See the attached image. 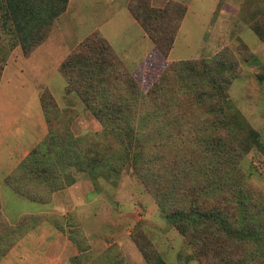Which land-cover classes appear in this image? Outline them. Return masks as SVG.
Segmentation results:
<instances>
[{"label": "rangeland", "instance_id": "374dc122", "mask_svg": "<svg viewBox=\"0 0 264 264\" xmlns=\"http://www.w3.org/2000/svg\"><path fill=\"white\" fill-rule=\"evenodd\" d=\"M224 1L216 4V0H129V13L126 0H115L114 5H110L109 0H73L71 15L65 16L64 10L43 28L45 38L29 53H23L20 46L14 47L0 71V163H4L0 164V189L11 190L3 182L7 172L2 171V167L6 169L7 163L13 167L18 163L13 170L19 169L24 157L40 143L45 142V153L52 150L61 154L68 146L74 152L77 151V138L83 139L87 149L92 146L88 142L95 138V133H101L100 122L82 100L84 88L80 85L72 88L67 84L70 77L78 80L84 74L74 69L64 74L60 69L67 56L77 51L79 43L95 34L110 44L120 69L131 75L144 92L169 63L188 61L201 67L206 62L211 64V72L217 77L224 74L227 82L224 93L209 87L210 78L214 77L210 71H206L208 78L202 74L203 83H197L200 77L196 69L189 72L188 88L178 92L179 84L171 72L168 78L173 80L169 82V94L177 101L173 115L189 120L187 124H191L193 134L198 135L204 133L211 121L216 122L214 113L224 116L220 127H210L207 131L208 135L219 138L220 144L231 148H245L250 141V128L258 133V144L242 151L238 159L234 153L236 149H231L229 156L233 155L228 158L238 162L240 182L237 188L247 193L249 203H254L247 214L263 211L264 84H260L255 75L263 79L264 66L260 67L261 60L248 48L260 44L248 26L264 24V0H235L233 8ZM254 2L261 5L252 7ZM214 9L215 16L221 14L223 19L211 18ZM130 14L140 17L139 25ZM68 22L72 25V34L62 32ZM245 26L247 35L243 31ZM144 28L158 39L165 56L160 46L155 47L146 37ZM65 41L70 42V49L61 53L59 46ZM42 45L44 47L40 48ZM255 62L257 66L253 65ZM109 74L115 76L112 72ZM250 74L253 79L249 81ZM194 80L198 86L192 84ZM202 90L204 102L199 98ZM218 94L224 95L220 102ZM179 129L176 126L173 130ZM183 151L194 165L208 158L203 150H192L189 145ZM181 152L173 153L182 159ZM71 154L69 152L68 156ZM73 160L68 165H58L63 183L91 177L98 193L94 245L83 231V236H77L79 244L82 243V264H154L157 256L167 264H203L205 260L214 263L219 261L212 256L216 244L220 248L215 251L223 248V256L226 253L243 260V264H256L252 258L254 246L247 236L219 237L212 243L211 252L207 240L206 259H199L198 246L186 241L168 222L154 196L133 170L124 166L111 173L101 168L92 174L79 171ZM17 169L15 174L19 175L22 169ZM229 197L226 191L220 192L205 204V210L217 203L228 219L236 223L245 215ZM8 204L12 211H17L12 203ZM2 226L0 211V234L4 230ZM247 228L252 229V226Z\"/></svg>", "mask_w": 264, "mask_h": 264}, {"label": "trees", "instance_id": "16d2710c", "mask_svg": "<svg viewBox=\"0 0 264 264\" xmlns=\"http://www.w3.org/2000/svg\"><path fill=\"white\" fill-rule=\"evenodd\" d=\"M67 3L68 0H0V71L14 47L20 46L26 54L42 42L45 38L43 28L49 26L66 9ZM139 18L134 19L140 23ZM252 29L264 42V24L253 25ZM144 31L155 47L159 48L158 39L152 36L148 28H144ZM94 35L80 42L77 51L67 56L60 69L64 74L73 69L84 74L78 80L70 77L67 84L72 88L77 85L84 88L81 92L82 100L100 122L101 133H95V138L88 142L92 146L87 149L83 139L77 138V151L74 152L68 146L67 150L63 148L61 154H55L52 150L45 153V142L40 143L24 157L19 169L16 167L17 170L22 169V172L17 175L16 169L13 170L4 178L5 183L17 194L32 201L43 202L53 191L74 183L73 179L63 183L58 167L62 163L70 164L71 159H74V166L79 171L92 174L101 168L116 173L127 166L154 196L168 222L186 241L198 246L199 259H206L207 240L211 252L212 243L219 237L247 236L254 246L253 260L256 264H264V210L247 214L254 203H249L247 193L237 188V182H240L238 162L228 158L231 149H236L234 153L238 159L242 151H248L252 144H258V133L250 128V141L245 148H231L225 143L220 144L219 138L208 135L207 131L210 127H220L224 116L214 113L216 122L213 124L211 121L204 133L198 135L193 134L191 124H187L189 120L173 115L172 109L177 106V101L173 94H169V82L173 80L168 78L171 72L179 84L180 92L189 86L187 80L190 71L196 69L200 77L198 82L194 80L192 84L203 83L206 71H212L211 64L205 62L201 67H195L188 61L169 63L144 92L131 75L120 69L110 44L104 38ZM161 53L166 55L163 50ZM110 72L115 76L112 77ZM211 74L215 78H210L209 87L224 93L227 87L224 74L222 77ZM204 84L207 86L208 81ZM203 96L204 90L199 94L201 102H204ZM222 96L218 94L217 101L220 102ZM176 126L180 127L177 132L173 130ZM187 145L192 150H203L208 158L194 165L187 160L186 151H183ZM178 150L182 151L179 154L182 159L175 156ZM69 152L72 153L70 156ZM222 191L230 195L229 200L235 201V207L245 215L236 223L228 219L217 203L205 210V204L214 200ZM248 225L252 229H248ZM217 247V244L214 245L212 256L219 261L206 263L205 260L203 264H243L241 259L236 260L226 253L223 256V248L219 252L215 251L220 248ZM155 259L154 264H167L161 257Z\"/></svg>", "mask_w": 264, "mask_h": 264}, {"label": "crops", "instance_id": "0c3cea01", "mask_svg": "<svg viewBox=\"0 0 264 264\" xmlns=\"http://www.w3.org/2000/svg\"><path fill=\"white\" fill-rule=\"evenodd\" d=\"M114 1L109 0V4L114 5ZM218 1L216 0V4ZM234 2L235 0H225L224 4L232 7ZM72 4L73 0H68L64 11L65 16L71 15ZM128 4L129 0H126V8L129 11ZM260 5V2H254L252 7ZM237 11L239 12V9H236ZM132 18L134 19L133 16ZM211 18L219 20L223 19V16L221 14L215 16L214 9ZM135 22L138 24L136 20ZM248 27L258 38L252 27ZM243 29L247 35V26ZM62 32L72 34V25L68 22ZM144 35L146 36L145 33ZM146 37L148 38V36ZM258 41L260 44L247 47L256 59L261 60L260 67H263L264 42L259 38ZM69 46L70 42L65 41L59 46V51L61 53L68 51ZM43 47V45L40 46V48ZM253 65H256V62ZM255 77L260 84H264L262 76L255 75ZM248 79L249 81L253 79L251 74ZM17 152L19 153V150ZM7 167L6 169L5 166L2 167V171L7 172L4 178L14 168L13 164L9 165L8 163ZM4 178L3 182L5 183ZM5 185L7 184L5 183ZM7 187L9 186L7 185ZM10 189L13 192L0 189V211L5 223L2 226L4 230L0 234V264H81L80 247L82 243L79 244L77 236H81L83 231L90 244L94 245L92 237H94L98 219V193L93 186V180L89 177L77 180L67 187L53 191L43 202L29 200L17 194L12 188ZM8 203H12V208H16L17 211H12Z\"/></svg>", "mask_w": 264, "mask_h": 264}]
</instances>
